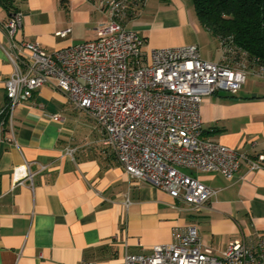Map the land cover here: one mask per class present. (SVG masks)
I'll return each mask as SVG.
<instances>
[{
	"label": "crops",
	"instance_id": "crops-1",
	"mask_svg": "<svg viewBox=\"0 0 264 264\" xmlns=\"http://www.w3.org/2000/svg\"><path fill=\"white\" fill-rule=\"evenodd\" d=\"M12 5L22 12L15 41H35L46 50L92 39L106 20L93 0ZM13 12L0 0V108L12 71L2 50L9 43L4 24ZM125 24L146 50L197 44L202 58H221L220 41L200 25L190 0H145ZM254 79L255 86L245 82L234 94L215 92L200 105L203 134L251 158L264 153V79ZM11 127L0 131V264H123L125 252L147 253L171 242L174 227L189 224L216 255L232 241L254 244L264 233V169H251L244 159L231 178L191 170L215 190L194 208L131 178L100 128L47 84L15 105Z\"/></svg>",
	"mask_w": 264,
	"mask_h": 264
},
{
	"label": "built area",
	"instance_id": "built-area-1",
	"mask_svg": "<svg viewBox=\"0 0 264 264\" xmlns=\"http://www.w3.org/2000/svg\"><path fill=\"white\" fill-rule=\"evenodd\" d=\"M93 1L106 16L95 37L54 50L35 41L16 42L22 12L10 15L4 24L9 43L2 50L12 71L4 80L1 124L6 118L12 128L15 105L47 84L100 128L104 144L131 178L194 208L203 206L215 190L180 168L218 171L231 178L244 159L251 169H264V153L251 158L206 137L200 115L204 97L236 93L248 74L264 79V63L251 62L246 52L235 56L230 38L220 43L219 61L202 58L197 44L146 50L144 40L125 24L145 0ZM26 176H32L27 166ZM171 237L147 253L125 252L123 264H264V233L254 244L232 241L220 255L203 245L194 224L184 230L174 227ZM79 264L90 263L82 259Z\"/></svg>",
	"mask_w": 264,
	"mask_h": 264
},
{
	"label": "trees",
	"instance_id": "trees-1",
	"mask_svg": "<svg viewBox=\"0 0 264 264\" xmlns=\"http://www.w3.org/2000/svg\"><path fill=\"white\" fill-rule=\"evenodd\" d=\"M200 25L220 43L231 39L235 56L246 52L248 59L264 63V0H190ZM16 11L12 0H1ZM5 121V122H4ZM0 131L6 125L4 118ZM1 122V120H0Z\"/></svg>",
	"mask_w": 264,
	"mask_h": 264
},
{
	"label": "rangeland",
	"instance_id": "rangeland-1",
	"mask_svg": "<svg viewBox=\"0 0 264 264\" xmlns=\"http://www.w3.org/2000/svg\"><path fill=\"white\" fill-rule=\"evenodd\" d=\"M193 9H194V7H193ZM254 82H255L254 76L251 75V74H248L247 75V78H246V84L244 85V87H246V86H255ZM180 169H181V171H183V172H185L187 174L192 175L190 169H187V168H180Z\"/></svg>",
	"mask_w": 264,
	"mask_h": 264
}]
</instances>
